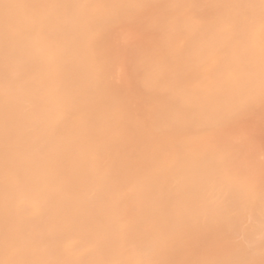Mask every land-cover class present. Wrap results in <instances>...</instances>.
<instances>
[{"label": "bare ground", "instance_id": "bare-ground-1", "mask_svg": "<svg viewBox=\"0 0 264 264\" xmlns=\"http://www.w3.org/2000/svg\"><path fill=\"white\" fill-rule=\"evenodd\" d=\"M264 0H0V264H264Z\"/></svg>", "mask_w": 264, "mask_h": 264}, {"label": "rangeland", "instance_id": "rangeland-1", "mask_svg": "<svg viewBox=\"0 0 264 264\" xmlns=\"http://www.w3.org/2000/svg\"><path fill=\"white\" fill-rule=\"evenodd\" d=\"M259 143L264 147V126L261 127L259 134L257 135Z\"/></svg>", "mask_w": 264, "mask_h": 264}]
</instances>
